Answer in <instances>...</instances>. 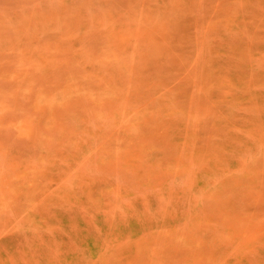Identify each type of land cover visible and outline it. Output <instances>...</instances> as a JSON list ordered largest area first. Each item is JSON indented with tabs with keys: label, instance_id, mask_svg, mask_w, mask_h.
<instances>
[{
	"label": "rangeland",
	"instance_id": "obj_1",
	"mask_svg": "<svg viewBox=\"0 0 264 264\" xmlns=\"http://www.w3.org/2000/svg\"><path fill=\"white\" fill-rule=\"evenodd\" d=\"M0 264H264V0H0Z\"/></svg>",
	"mask_w": 264,
	"mask_h": 264
}]
</instances>
